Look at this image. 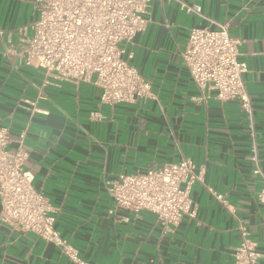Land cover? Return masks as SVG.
<instances>
[{"label":"crops","instance_id":"crops-1","mask_svg":"<svg viewBox=\"0 0 264 264\" xmlns=\"http://www.w3.org/2000/svg\"><path fill=\"white\" fill-rule=\"evenodd\" d=\"M35 0H0V126L14 151L24 133L25 168L54 209L55 228L88 264H234L239 223L264 264V203L253 173L264 175V0H150L142 32L119 44L122 58L151 84L153 99L107 106L100 89L73 84L25 66L22 27L37 19ZM228 26L241 40L242 79L250 121L237 100L200 92L181 54L190 29ZM25 34L31 35L27 27ZM29 100L33 106L23 103ZM37 110V111H34ZM190 159L204 167L191 186L194 220L165 229L146 211L113 210L107 188L120 174ZM216 196H221L218 200ZM223 200V202H222ZM0 264H73L52 243L0 224Z\"/></svg>","mask_w":264,"mask_h":264},{"label":"built area","instance_id":"built-area-1","mask_svg":"<svg viewBox=\"0 0 264 264\" xmlns=\"http://www.w3.org/2000/svg\"><path fill=\"white\" fill-rule=\"evenodd\" d=\"M181 11L200 17L198 6L176 0ZM150 0H35L37 19L22 27L19 55L23 64L44 71L58 81L78 84L89 82L100 89V103L113 106L153 99L151 84L122 58L119 44L131 43L142 32ZM204 18V17H203ZM210 21V20H209ZM215 28L190 29L181 54L187 72L200 91L214 92L221 102L237 100L247 114L253 136L251 101L243 74L246 65L239 60L241 40L230 36L228 26L210 21ZM24 104L33 106L29 100ZM34 111H37L34 109ZM21 133L14 151L7 127L0 126V224L30 232L57 246L73 264H88L55 228L54 209L43 194L33 187V174L25 168L27 152ZM253 173L261 177L257 194L264 203V175L251 157ZM204 167L190 159L163 164L157 169L120 174L107 188L114 212L126 210L137 215L153 214L165 229L179 225L184 217L194 220L196 209L190 199L191 186L203 183ZM221 200V196H216ZM223 202V200H222ZM240 242L233 251L234 264H258L260 254L249 238L247 227L239 223Z\"/></svg>","mask_w":264,"mask_h":264}]
</instances>
